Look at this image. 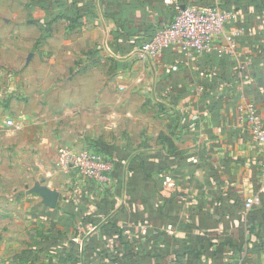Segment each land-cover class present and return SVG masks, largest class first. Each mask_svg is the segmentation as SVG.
Returning <instances> with one entry per match:
<instances>
[{"label":"crops","instance_id":"obj_1","mask_svg":"<svg viewBox=\"0 0 264 264\" xmlns=\"http://www.w3.org/2000/svg\"><path fill=\"white\" fill-rule=\"evenodd\" d=\"M215 6L235 12L228 29L245 30L234 55L133 54L178 10ZM76 62L75 75L60 74ZM0 66L23 72L18 89L41 120L60 97L84 116L97 110V126L87 125L108 133L94 141L113 166L111 185L79 182L73 197L36 181L30 194L48 220L32 256L11 264H264V154L241 113L251 103L264 122V0H0ZM30 83L71 85L38 103ZM192 116L190 130L182 120ZM253 196L259 203L246 209Z\"/></svg>","mask_w":264,"mask_h":264},{"label":"rangeland","instance_id":"obj_2","mask_svg":"<svg viewBox=\"0 0 264 264\" xmlns=\"http://www.w3.org/2000/svg\"><path fill=\"white\" fill-rule=\"evenodd\" d=\"M50 29L51 27L41 32L42 35L46 33L45 38L50 33ZM4 30L6 35L3 34V39H7L5 27ZM47 32L49 33L47 34ZM95 40L99 43L96 37ZM81 64L82 62H76L75 66L63 70L60 74L68 77L73 76L82 69ZM45 67L47 71L45 74L58 75L57 72L61 71L57 68L52 70L53 68L49 66ZM34 73L31 72L27 75L32 76ZM22 74L23 72L19 69H5L0 66V264L17 263L20 256L33 253L27 252L32 250L35 229L39 230V227L36 228V226H41V221L48 220V217L41 216L46 212H43L42 207L38 206L41 204L39 198L30 194V188L36 181L39 182L41 177L46 179V186L59 192V198L73 197V193H70L69 189H73L79 182L84 185L87 183L99 190H103L113 183L110 175L108 183L93 184L70 169L67 171L74 172L76 175L65 177L64 169L58 167L56 163L60 150L64 147L73 148L76 151L85 148L90 151H99L96 147L98 142L94 139L102 135L108 136V133L99 134L96 130H89L91 127L89 125L97 126V110L89 108L90 117L84 116L79 107L76 110L71 109L68 105H63L66 104L65 98L60 97L59 99H63V104L59 100H55L53 113L41 120L39 104L36 106L31 99H23V95L18 89L17 80ZM70 85L30 83L26 84V91H31L28 95L40 103L42 99L51 98V94H56L55 87H61L64 92ZM77 86L81 87L82 85H76V88ZM42 87L43 91H41ZM122 103L127 102L122 100ZM129 107L131 105L128 102ZM108 108L109 105L106 106V113H108ZM73 113L74 115H72ZM23 117L30 120V124H26L25 127L22 122ZM7 120L20 125V130L8 128L5 125ZM34 123L38 125L35 126ZM39 123L43 124L39 125ZM100 154L102 153L100 152ZM25 185H27V189H25ZM33 264H55V262L46 263L44 258L39 256L33 261Z\"/></svg>","mask_w":264,"mask_h":264},{"label":"built area","instance_id":"obj_3","mask_svg":"<svg viewBox=\"0 0 264 264\" xmlns=\"http://www.w3.org/2000/svg\"><path fill=\"white\" fill-rule=\"evenodd\" d=\"M235 20V12L222 10L218 7L191 8L178 10L171 21L155 31L150 39L136 48L133 54L140 59L154 58L163 49L178 47L185 55L192 57L204 53H220L234 55L240 38L245 35L244 28L228 29L227 25ZM249 62L239 66L245 70ZM242 121L254 138L259 151L264 154V122L257 108L251 103L241 107ZM197 121L196 116L182 124L193 129ZM5 125L14 130H20L11 120ZM57 166L67 171L74 170L78 175L93 184H106L110 181L112 164L108 157L96 151L64 147L60 150ZM264 182V167L262 171ZM259 203V197L253 196L245 201V208L250 209Z\"/></svg>","mask_w":264,"mask_h":264},{"label":"water","instance_id":"obj_4","mask_svg":"<svg viewBox=\"0 0 264 264\" xmlns=\"http://www.w3.org/2000/svg\"><path fill=\"white\" fill-rule=\"evenodd\" d=\"M54 200H55V195H54V194H49V195L47 196L46 203H47L48 205H53Z\"/></svg>","mask_w":264,"mask_h":264},{"label":"trees","instance_id":"obj_5","mask_svg":"<svg viewBox=\"0 0 264 264\" xmlns=\"http://www.w3.org/2000/svg\"><path fill=\"white\" fill-rule=\"evenodd\" d=\"M66 1V0H65ZM61 2H62V4H64V0H61ZM72 10V9H71ZM223 10V9H222ZM72 11H80V9H73ZM228 11H230V10H228ZM75 13H78V12H75ZM52 22V20L51 21H49L48 22V24H50ZM96 152H99L100 153V151H96ZM103 154V153H102ZM104 155V154H103Z\"/></svg>","mask_w":264,"mask_h":264}]
</instances>
